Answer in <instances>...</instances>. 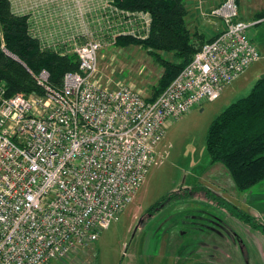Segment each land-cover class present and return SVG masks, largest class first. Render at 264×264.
<instances>
[{
    "label": "built area",
    "instance_id": "built-area-1",
    "mask_svg": "<svg viewBox=\"0 0 264 264\" xmlns=\"http://www.w3.org/2000/svg\"><path fill=\"white\" fill-rule=\"evenodd\" d=\"M90 1L36 0L56 8L73 32L33 37L41 49L65 47L59 55H74L78 71L66 72L59 88L45 70L32 75L42 95L7 96L0 86V264H50L92 247L141 187L166 127L219 99L260 59L254 24L239 19L237 0H222L208 13L222 30L146 101L134 87L103 86L96 75L101 48L128 23L145 39L150 14Z\"/></svg>",
    "mask_w": 264,
    "mask_h": 264
},
{
    "label": "rangeland",
    "instance_id": "rangeland-1",
    "mask_svg": "<svg viewBox=\"0 0 264 264\" xmlns=\"http://www.w3.org/2000/svg\"><path fill=\"white\" fill-rule=\"evenodd\" d=\"M259 15L264 18V12ZM261 28L264 33V25ZM250 36L253 39L252 29ZM98 54L96 77L103 86L129 85L148 98L162 74L160 64L140 47L103 46ZM160 56L168 60L167 55ZM262 75L264 58L240 74L219 99L171 122L156 146L141 187L117 221L92 247L50 264H190L198 260L210 264L222 263L225 257L231 264L237 257L248 264L250 253L264 264V235L217 207L204 194L210 191L228 199L264 226V182L238 191L223 166L210 164L206 151L210 124L226 107L247 96ZM170 195L176 198L168 200ZM190 221L198 222L194 235L188 232ZM202 222L211 229L203 232V226L199 227ZM220 240L229 254L218 247Z\"/></svg>",
    "mask_w": 264,
    "mask_h": 264
},
{
    "label": "trees",
    "instance_id": "trees-1",
    "mask_svg": "<svg viewBox=\"0 0 264 264\" xmlns=\"http://www.w3.org/2000/svg\"><path fill=\"white\" fill-rule=\"evenodd\" d=\"M114 5L120 11H144L151 16L145 39L117 37L110 46L140 47L160 64L162 74L146 98V101H153L190 62L195 52L209 41L188 29L182 0H114ZM2 47L24 66L8 57ZM63 50V46L41 49L28 28L27 16L14 15L9 1L0 0V86L5 88L7 96L42 95L43 90L32 76L42 70L49 74L50 84L59 88L63 75L78 71L79 66L74 55L60 56ZM160 54L167 55L168 60ZM206 151L210 164L223 166L238 191H248L264 182V78L258 79L247 96L226 107L210 124ZM204 194L207 200L218 204L217 207L226 209L231 216L264 235V226L255 216L222 196L210 194V191ZM175 198L170 195L168 200Z\"/></svg>",
    "mask_w": 264,
    "mask_h": 264
},
{
    "label": "crops",
    "instance_id": "crops-1",
    "mask_svg": "<svg viewBox=\"0 0 264 264\" xmlns=\"http://www.w3.org/2000/svg\"><path fill=\"white\" fill-rule=\"evenodd\" d=\"M112 1L114 2V0H91L90 3L99 6L108 2V4L110 3L115 7ZM182 2L187 11L186 24L191 33H197L198 36L203 35V40L211 41L222 30V23L219 20L212 18L208 14L212 9L218 7L222 0H182ZM237 5L239 8V19L242 21L246 20L245 22L254 24L252 27V31L254 32L253 42L258 48L260 59L262 60L264 58V43H262L264 42V33L262 32L261 27L264 25V18L260 19L259 14L264 12V0H237ZM31 6H33L32 9H29ZM10 10L16 16H27L28 28L31 32L42 36H48L51 40H58L71 35L73 26H71V23L67 22L61 13L52 6L48 7L39 4L37 5L36 0H14L10 3ZM96 12L99 14L98 10ZM116 17L117 15L115 18ZM92 19L94 18L92 17ZM95 26V23H91V30H94ZM70 27L72 29H70ZM135 27V24H126L123 30L124 34H119L116 36V38L125 36L135 37L131 34L135 30ZM260 59L257 62H259ZM208 214L211 213L209 212ZM208 241H210L209 237ZM217 245L220 249L226 251V245L224 241H217ZM231 254L234 255L232 252ZM206 259L210 258L208 257ZM226 260L227 258L225 257V259L222 260V263L211 260L208 261L212 262L210 264H231V262L228 263ZM242 260V257L236 258V261H238L239 264H242ZM247 260L249 261L248 264L261 263L258 256L253 253H250V257ZM236 261L234 262L235 264ZM196 262L205 263V261L202 260H198Z\"/></svg>",
    "mask_w": 264,
    "mask_h": 264
},
{
    "label": "flooded vegetation",
    "instance_id": "flooded-vegetation-1",
    "mask_svg": "<svg viewBox=\"0 0 264 264\" xmlns=\"http://www.w3.org/2000/svg\"><path fill=\"white\" fill-rule=\"evenodd\" d=\"M197 223H198V222L195 223V222H193V221H190V223L187 225V228L189 229L188 232H190L191 235H194V234H195L196 230H194V229L198 228ZM207 225H208V224H207ZM201 226H203V227H202V231H203V232H205V229H208V231L211 229V227H209V226H205V222L200 223V224H199V227H201ZM213 228L216 229L215 227H213ZM190 264H207V263H203V262H192V263H190Z\"/></svg>",
    "mask_w": 264,
    "mask_h": 264
},
{
    "label": "water",
    "instance_id": "water-1",
    "mask_svg": "<svg viewBox=\"0 0 264 264\" xmlns=\"http://www.w3.org/2000/svg\"><path fill=\"white\" fill-rule=\"evenodd\" d=\"M6 55H7L8 57L12 58L13 60H15L16 62H18V63H20V64L23 65V63H21L20 60H19L18 58H16L15 56H13L12 54L6 52ZM23 66H24V65H23ZM262 78H264V75H262V76L260 77V79H262Z\"/></svg>",
    "mask_w": 264,
    "mask_h": 264
}]
</instances>
